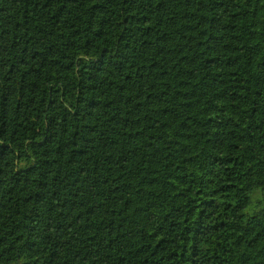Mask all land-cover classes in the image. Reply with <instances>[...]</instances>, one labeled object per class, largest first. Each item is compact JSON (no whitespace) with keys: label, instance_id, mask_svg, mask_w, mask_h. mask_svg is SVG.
<instances>
[{"label":"trees","instance_id":"16d2710c","mask_svg":"<svg viewBox=\"0 0 264 264\" xmlns=\"http://www.w3.org/2000/svg\"><path fill=\"white\" fill-rule=\"evenodd\" d=\"M0 264H264V0H0Z\"/></svg>","mask_w":264,"mask_h":264}]
</instances>
